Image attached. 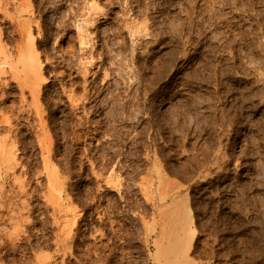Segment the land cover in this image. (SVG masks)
Instances as JSON below:
<instances>
[{
    "label": "rangeland",
    "instance_id": "1",
    "mask_svg": "<svg viewBox=\"0 0 264 264\" xmlns=\"http://www.w3.org/2000/svg\"><path fill=\"white\" fill-rule=\"evenodd\" d=\"M26 24L49 78L65 207L0 63V121L13 117L31 168L0 181V264H264V0H0L8 70ZM85 89L94 100L73 107Z\"/></svg>",
    "mask_w": 264,
    "mask_h": 264
},
{
    "label": "bare ground",
    "instance_id": "2",
    "mask_svg": "<svg viewBox=\"0 0 264 264\" xmlns=\"http://www.w3.org/2000/svg\"><path fill=\"white\" fill-rule=\"evenodd\" d=\"M97 1V0H96ZM94 3H95V1H93ZM90 4V3H89ZM92 4V3H91ZM30 5V4H29ZM93 5V8H95L96 6L94 5V4H92ZM96 5H97V3H96ZM95 6V7H94ZM99 6V5H98ZM89 8V7H88ZM92 8V9H93ZM98 8V7H97ZM92 9H90V10H92ZM29 23V22H28ZM25 27H26V35H27V41H28V45H27V47L26 48H21L20 50H19V53H18V60H16L17 62H15L14 60H12V59H10L11 61H12V63L9 61V64H10V70H8V69H6V63L8 64V58H9V53H8V57L6 56V58H7V60H5V57H4V62L2 63V62H0L1 64H2V66H4V67H1V71L3 70L4 72H5V70H6V72H10V75L14 78V79H16L17 80V83H18V86H19V88H20V90H21V94H22V98H23V102H24V104H22L23 105V107H24V109H23V111L25 112H28L29 113V117H34L36 120H35V122H36V127H37V131H36V133H35V135H36V137H37V139H36V143H37V145H38V147H40L41 148V152H42V156H43V160H44V165H43V169H42V171L40 172V173H43L44 174V176H46V178H47V182H46V185H47V187L49 188L48 190H49V198H50V200H51V198H52V200L53 199H57L58 201H56V202H58V204L57 205H59V208L61 209V212L60 213H63L62 211H63V208L65 207V205H63V206H61L60 204H63V203H61V200H63V199H61L62 198V191H63V189H64V187H65V185L67 184V181H66V179H64L63 178V176L61 175V173H60V170H59V167H58V164H57V161H58V158H57V147H56V145H54V141H53V138H52V134L50 133V129H49V124H50V122H53V117H52V115H50V112H48V110H47V107L50 109V104H49V102H50V100H49V98L48 97H46L45 96V89H46V92H47V84H48V81H49V78H47L46 76L47 75H45V63H44V61L41 59V56H40V52H38V48L36 47V40H35V36H34V34H33V32H32V26H31V24H26V25H24ZM80 27V26H79ZM1 29H3V28H1ZM0 29V31H2ZM140 29V28H139ZM1 33V32H0ZM35 33V32H34ZM1 37H2V35H1ZM3 38V37H2ZM2 38H1V41H2ZM1 45H2V42H1ZM5 45V44H4ZM20 47V46H19ZM18 51V50H17ZM12 54V53H11ZM17 54V53H16ZM16 56V55H15ZM11 57V56H10ZM12 58V57H11ZM91 58V57H90ZM92 59H93V57H92ZM122 59V58H121ZM90 60V59H89ZM13 61L15 62V64L13 63ZM87 62V61H86ZM89 62H91V60L90 61H88V63ZM84 64H85V60H84V62H83ZM114 63V62H113ZM81 65V64H80ZM120 66V65H119ZM48 67V66H47ZM117 67V66H116ZM88 69H89V67H88ZM88 69H87V66H80V68H79V70H80V72H85L86 74H87V72H89L88 71ZM125 70V69H124ZM108 73V72H107ZM6 74V73H5ZM118 74H120V73H118ZM9 75V74H8ZM106 76V75H105ZM127 80V79H126ZM121 82V81H120ZM87 83V82H86ZM103 83V82H102ZM96 85V84H95ZM87 86V85H86ZM85 86V87H86ZM92 86V85H91ZM94 88H96V87H94ZM86 90V89H85ZM98 90H100V89H98ZM97 91V90H96ZM85 93L83 94V95H81V96H79V97H76L75 96V92H74V94H73V92H72V94H69V98H70V101L72 102V105H73V107H76V108H80V110H81V107H85L86 106V104H87V101L89 100L90 102H92L91 101V99H93L94 97H93V95H92V92L90 91V89L89 90H86V91H84ZM90 92V93H89ZM82 93V92H81ZM28 94V95H27ZM94 94V93H93ZM77 95V94H76ZM114 95V94H113ZM28 96H31V101L29 102V100L27 99L28 98ZM99 96V95H98ZM45 97H46V99H45ZM93 97V98H92ZM95 97H96V95H95ZM68 98V99H69ZM49 101H48V100ZM96 99V98H95ZM45 100H46V102H45ZM94 100V99H93ZM47 104H48V106H47ZM69 104V103H68ZM99 104V103H98ZM94 105V104H93ZM54 106V105H53ZM89 106V105H88ZM21 110V109H20ZM19 110V111H20ZM48 113H47V112ZM74 112V111H73ZM90 112V111H89ZM23 113V112H22ZM48 114V119L46 118V115ZM8 114V113H7ZM17 114V113H16ZM21 114V113H20ZM25 114V113H24ZM5 115V114H4ZM108 115V114H107ZM20 116V115H19ZM22 117H24L23 115H22ZM81 117V116H80ZM102 117V116H101ZM1 118V117H0ZM19 118V117H18ZM70 118V117H69ZM26 119H27V116H26ZM48 120H49V122H48ZM84 120V119H83ZM88 121V120H87ZM104 121V120H103ZM26 122V121H25ZM27 122H29L28 121V119H27ZM71 122V121H70ZM77 122V121H76ZM81 122V121H80ZM83 122V121H82ZM89 123V122H88ZM87 123V124H88ZM26 124V123H25ZM35 124V123H34ZM33 123H32V126L34 125ZM63 124V123H62ZM67 124V123H66ZM75 124V123H74ZM31 125V124H30ZM54 125V124H53ZM86 125V124H85ZM3 126H6L7 128H6V130H7V133H8V135H7V133H6V135L7 136H3L1 133V137H0V181L2 180V184L1 185H3L4 183H6L7 184V180H6V182H5V179L3 180V178H4V176H8L7 174H10V173H12L13 171H15L19 166L20 167H22L23 168V172H24V175L25 174H27L28 172H29V169L31 170V168H29V166H28V160L26 161V163H24V160H22L21 158H20V156L18 155L19 154V147L17 146L18 144V142L19 141H21V139H22V137L19 135V134H16V132H15V124H13V117L12 116H4V118H3V120L2 121H0V130H1V128L3 127ZM17 126H19V125H17ZM21 126V125H20ZM35 126V125H34ZM33 126V127H34ZM69 126V125H68ZM93 126V125H92ZM54 127V126H53ZM70 127V126H69ZM68 127V128H69ZM77 127H78V125H77ZM98 127V126H97ZM65 128V127H64ZM75 128V127H74ZM3 129V128H2ZM4 129H5V127H4ZM19 129V128H18ZM33 129V128H32ZM76 129V128H75ZM83 129V128H82ZM28 130H29V128H28ZM31 130V129H30ZM34 130H35V128H34ZM57 130V129H56ZM78 130V129H77ZM20 131V130H19ZM79 131V130H78ZM96 131V130H95ZM106 131V130H105ZM97 133V132H96ZM22 134V133H21ZM25 134V133H24ZM23 134V135H24ZM60 134V133H59ZM80 134V133H79ZM5 135V134H4ZM82 135V134H81ZM14 137V138H13ZM62 137V136H61ZM66 138H67V136H66ZM88 138V137H87ZM24 139V138H23ZM57 140V139H56ZM79 140V139H78ZM81 140V139H80ZM33 141V140H32ZM67 143V142H66ZM20 144H21V142H20ZM22 144L24 145V148H29L30 147V141L28 140V141H26L25 142V140H24V142H22ZM91 144V143H90ZM34 145V144H33ZM36 145V144H35ZM110 146V145H109ZM71 148V147H70ZM92 148V147H91ZM30 149V148H29ZM35 149V148H34ZM72 149V148H71ZM26 150V149H25ZM60 150V149H59ZM90 150V149H89ZM27 151V150H26ZM26 151H23V152H26ZM115 151V150H114ZM28 152V151H27ZM71 152V151H70ZM117 152V151H116ZM68 154H69V152H67ZM86 153V152H85ZM84 156V155H83ZM95 156V155H94ZM126 156V155H125ZM31 157V156H30ZM87 157V156H86ZM24 158V157H23ZM66 158V157H65ZM71 158V157H70ZM89 158V157H88ZM114 158V156L113 157H110L109 158V160H110V162L112 163V161L115 159H113ZM120 158V157H119ZM118 158V159H119ZM67 159V158H66ZM82 159V158H81ZM36 160V159H35ZM41 160V159H40ZM87 160V159H86ZM103 160H104V158H103ZM92 161H93V159H92ZM30 162V161H29ZM32 162V161H31ZM108 162V161H107ZM109 162V163H110ZM28 163V164H27ZM81 163H83V162H81ZM91 163V162H90ZM93 163V162H92ZM126 164V163H125ZM31 165V164H30ZM33 165V164H32ZM36 165V164H35ZM69 165V164H68ZM131 165V164H130ZM162 164L160 163V166H161ZM103 166V165H102ZM107 166V165H106ZM132 166V165H131ZM21 168V169H22ZM24 168H25V170H24ZM127 168V167H126ZM158 168H159V166H158ZM163 168V167H162ZM40 169V168H39ZM40 169V170H41ZM67 169V168H66ZM81 169V168H80ZM137 169V168H136ZM139 169V168H138ZM39 170V171H40ZM162 170V169H161ZM36 172V171H35ZM63 172V171H62ZM111 172V171H110ZM159 172V171H158ZM158 172H156V173H158ZM101 173V172H100ZM112 173V172H111ZM152 173V172H151ZM13 174V173H12ZM23 174H21L20 175V177L22 176ZM23 175V176H24ZM165 175V174H164ZM167 175V174H166ZM15 176L17 177V175H16V173H15ZM14 176V177H15ZM23 176H22V178H23ZM27 176V175H26ZM33 176V175H32ZM96 176H98L99 177V175H96ZM19 177V176H18ZM67 177V176H66ZM97 177V178H98ZM145 177H147V176H145ZM6 178V177H5ZM22 178H16V179H18V180H20V179H22ZM45 178V179H46ZM93 178V177H92ZM105 178V177H104ZM110 178V177H109ZM132 178V177H131ZM151 178V177H150ZM159 178H161V177H159ZM25 180L27 179L26 177L24 178ZM29 179V178H28ZM31 179V178H30ZM108 179V178H107ZM161 179H163V178H161ZM72 180V179H71ZM98 180V179H97ZM101 180V179H100ZM111 180V179H110ZM118 179H116V181H117ZM142 180V179H141ZM147 180V179H146ZM164 180V179H163ZM13 181V180H12ZM14 181L16 182V180L14 179ZM21 182H20V188L23 186L24 187V180H20ZM106 181V180H105ZM108 181V180H107ZM106 181V182H107ZM119 181H120V178H119ZM118 181V182H119ZM144 181H145V178H144ZM40 182V181H39ZM42 182V181H41ZM45 182V181H44ZM105 182V183H106ZM117 182V183H118ZM137 182V181H136ZM140 182V181H139ZM142 182V181H141ZM10 183V182H9ZM143 183V182H142ZM147 183V182H146ZM11 184H12V182H11ZM74 184V183H73ZM108 185H109V183H107ZM124 184V183H123ZM5 185V184H4ZM14 185V184H13ZM26 185V184H25ZM42 185V184H41ZM119 185H120V183H119ZM180 185V184H179ZM178 185V186H179ZM99 186V185H98ZM117 186H118V184H117ZM120 186H122V185H120ZM143 186V185H142ZM145 186V185H144ZM177 186V185H176ZM226 186V185H225ZM15 187V186H14ZM22 187V188H23ZM44 187V186H43ZM103 187V186H102ZM129 187V186H128ZM168 187V186H167ZM180 187V186H179ZM234 187V186H233ZM115 188H116V185H115ZM149 188V187H148ZM161 188V187H160ZM172 188V187H171ZM235 188V187H234ZM24 189V188H23ZM23 189H21V190H23ZM100 189V188H99ZM140 189V188H139ZM147 189V188H146ZM149 189H151V188H149ZM169 189V188H168ZM174 189V188H173ZM172 189V190H173ZM177 189V188H176ZM29 190V189H28ZM70 190V189H69ZM27 191V190H26ZM73 191V190H72ZM143 191V190H142ZM53 192H54V195H53ZM75 192V191H74ZM147 192V191H146ZM19 193V192H18ZM69 193V192H68ZM144 193V192H143ZM151 193V192H150ZM166 194H167V192H165ZM207 193V192H206ZM15 194V193H14ZM88 194V193H87ZM163 194V193H162ZM162 194H161V196H162ZM209 194V193H208ZM27 195V194H26ZM30 195V194H29ZM44 195V194H43ZM58 195H60V197H58ZM62 195V196H61ZM97 195V194H96ZM32 196V195H31ZM149 196H150V194H149ZM153 196V195H152ZM165 196V195H164ZM189 196V195H188ZM209 196V195H208ZM166 197V196H165ZM181 197V196H180ZM179 197V198H180ZM79 198V197H78ZM178 198V197H177ZM183 198V197H182ZM187 198V197H186ZM212 198V197H211ZM245 198V197H244ZM70 199V198H69ZM93 199V198H92ZM146 199V198H145ZM184 199V198H183ZM247 199V198H246ZM189 200V199H188ZM29 201V200H28ZM186 201V199L184 200V202ZM196 201V200H195ZM11 202H13L12 200H11ZM30 202V201H29ZM73 202V201H72ZM173 202H175V201H173ZM172 202V203H173ZM184 202L182 203V205L184 204ZM197 202V201H196ZM235 202V201H234ZM25 203V202H24ZM23 203V204H24ZM46 203V202H45ZM165 203V202H164ZM178 203L179 202H177V205H178ZM180 203H181V201H180ZM185 203H187V201L185 202ZM236 203V202H235ZM243 203V202H242ZM22 204V205H23ZM29 204V203H28ZM44 204V203H43ZM47 204H49V203H47ZM74 204V203H73ZM171 204V203H170ZM169 204V205H170ZM174 204V203H173ZM241 204V203H240ZM41 205V204H40ZM46 205V204H45ZM175 205V204H174ZM173 205V206H174ZM181 205V206H182ZM188 205V204H187ZM236 205V204H235ZM5 206V205H4ZM34 206V205H33ZM62 208H61V207ZM172 206V205H171ZM170 206V207H171ZM172 206V207H173ZM180 206V205H179ZM23 207V206H22ZM26 207H28V206H26ZM41 207V206H40ZM58 207V206H57ZM110 207V206H109ZM169 207V206H168ZM168 207H167V210H168ZM169 207V208H170ZM170 208L168 211H171V209H175V207H173V208ZM186 207V206H185ZM239 207H241V206H239ZM3 208V207H2ZM14 208V207H13ZM59 208H57V209H59ZM102 208V207H101ZM104 208V207H103ZM159 208V207H158ZM179 208V207H178ZM18 209V208H17ZM56 209V210H57ZM83 209V208H82ZM164 209V208H163ZM180 209V208H179ZM178 209V210H179ZM182 209V208H181ZM243 209V208H242ZM23 209H21V211H22ZM25 210V209H24ZM30 210V209H29ZM28 210V211H29ZM77 210V209H76ZM32 211V210H31ZM40 211V210H39ZM181 211V210H180ZM258 211V210H257ZM19 212V211H18ZM106 212V211H105ZM173 212H174V210H173ZM182 212V211H181ZM192 210L191 209H189V213L188 214H190V215H192ZM20 213V212H19ZM54 213V212H53ZM109 213V212H108ZM161 213V212H160ZM159 213V214H160ZM163 213L165 214V211H163ZM167 213V212H166ZM22 214V213H21ZM169 214V213H168ZM172 214H176V212L175 213H172ZM254 214V213H253ZM40 215V214H39ZM63 215V214H62ZM64 215L65 216H62V217H64V218H66V219H68L69 218V215H70V211L68 212V211H65L64 210ZM99 215V214H98ZM109 215V214H108ZM162 215V214H161ZM167 215V214H166ZM181 215V214H180ZM2 216V215H1ZM79 216V215H78ZM261 216V215H260ZM74 217V216H73ZM164 217V216H163ZM172 217H173V215H172ZM190 217V216H189ZM259 217V216H258ZM56 218V217H55ZM162 218V217H161ZM244 218V217H243ZM252 218V217H251ZM14 219V218H13ZM16 219V218H15ZM57 219V218H56ZM81 219V218H80ZM154 219V218H153ZM181 219V218H180ZM253 219V218H252ZM260 218H258V220H259ZM261 219H263V218H261ZM260 219V220H261ZM58 220V219H57ZM103 220V219H102ZM114 220V219H113ZM161 220V219H160ZM185 220V219H184ZM240 220V219H239ZM255 220H257V218L255 219ZM66 221V220H65ZM68 221H70V220H68ZM72 221V220H71ZM76 221V220H75ZM75 221H74V223H75ZM157 221V220H156ZM167 221V220H166ZM243 221V220H242ZM242 221H241V223H242ZM250 221V220H249ZM53 222V221H52ZM102 222V221H101ZM161 222V221H160ZM183 222H187V221H183ZM182 222V223H183ZM262 222V221H261ZM259 223V222H257V224L259 225H261L262 223ZM61 223V222H60ZM64 223V222H63ZM163 223V222H162ZM166 223V222H165ZM179 223H180V221H179ZM178 223V224H179ZM187 223H189V222H187ZM244 223H245V221H244ZM243 223V224H244ZM59 224V223H58ZM66 224H67V222H66ZM160 224V223H159ZM184 224V223H183ZM182 224V225H183ZM247 224L248 223H245V225L247 226ZM63 225V224H62ZM74 225V224H73ZM156 225V224H155ZM237 225V224H236ZM240 225V224H239ZM244 225V226H245ZM57 226V225H56ZM65 226V225H64ZM154 226V225H153ZM185 226H187V224L185 223ZM177 227V226H176ZM183 227L184 226H182V229H183ZM156 228V227H155ZM186 228H184V233H187V232H185L186 230H185ZM247 229V228H246ZM263 229V228H262ZM16 230V233H17V229H15ZM66 230V229H65ZM154 230V229H153ZM14 231V230H13ZM82 231V230H81ZM91 231V230H90ZM12 232V231H11ZM20 232V231H19ZM67 232V231H66ZM69 232H71V230L69 231ZM93 232V231H92ZM95 232V231H94ZM169 232V231H168ZM15 233V232H14ZM15 233V234H16ZM68 233V232H67ZM181 233V232H180ZM179 233V235H181ZM250 233V232H249ZM7 234V233H6ZM13 234V233H12ZM57 234V233H56ZM76 234V233H75ZM98 234V233H97ZM96 234V235H97ZM176 234V233H175ZM195 234H196V232H195ZM194 234V235H195ZM253 234V233H252ZM65 235V234H64ZM69 235V234H68ZM102 235V234H101ZM170 235V234H169ZM184 235H186V234H184ZM190 235H192V234H190ZM58 236V235H57ZM104 236V235H103ZM161 236V235H160ZM163 236V235H162ZM260 236H261V238H262V235L260 234ZM65 237V236H64ZM178 237V236H177ZM258 237V236H257ZM9 238H11V237H9ZM15 238V237H14ZM29 238V237H28ZM74 238V237H73ZM184 238V237H183ZM248 238V237H247ZM159 239H160V237H159ZM165 239V238H164ZM169 239V238H168ZM172 239V238H171ZM259 239V238H258ZM16 240V239H15ZM66 240V239H65ZM158 240V239H157ZM244 240V239H243ZM249 240V239H248ZM178 241V240H177ZM253 241V240H252ZM8 242H9V240H8ZM180 242V241H179ZM256 242V241H255ZM18 243V242H17ZM159 243V242H158ZM169 243V242H168ZM188 243H190L189 241H188ZM192 243V242H191ZM162 244V242L160 243V245ZM177 244V243H176ZM175 244V245H176ZM187 244V243H186ZM251 244H252V242H251ZM258 244V243H257ZM183 245V244H182ZM190 245V244H189ZM256 245V244H255ZM14 246V245H13ZM64 246V245H63ZM166 246V245H165ZM172 246V245H171ZM181 246V245H180ZM185 246H188V245H185ZM167 247V246H166ZM183 247V246H182ZM14 248V247H13ZM16 248V247H15ZM63 248V247H62ZM66 249H67V247H65ZM120 248V247H119ZM158 248V251H159V247H157ZM160 248H161V246H160ZM175 248V247H174ZM184 248V247H183ZM182 248V249H183ZM188 248V247H187ZM66 249H64V250H66ZM165 249V248H164ZM170 249V248H169ZM252 249V248H251ZM119 250V249H118ZM184 250V252L186 251L185 249H183ZM255 250V249H254ZM264 250V249H263ZM60 251H61V249H60ZM177 251V250H176ZM175 251V252H176ZM182 251V250H181ZM62 252V251H61ZM112 252V251H111ZM155 252H156V250H155ZM69 253V252H68ZM158 253H160V252H158ZM65 254V253H64ZM170 254V253H169ZM92 255V254H91ZM157 255V254H156ZM156 255H155V257H156ZM167 255V254H166ZM165 255V256H166ZM39 256V255H38ZM43 256V255H42ZM42 256H40L41 258H43ZM45 256V255H44ZM65 256V255H64ZM72 256V255H71ZM160 255L158 254V257H159ZM172 256V255H171ZM188 256V255H187ZM153 257V256H152ZM167 257V256H166ZM166 257H164V258H166ZM40 258V259H41ZM107 258V257H106ZM151 258V257H150ZM184 258V257H183ZM167 259V258H166ZM42 260H44V259H42ZM45 260H47V258L45 259ZM44 260V261H45ZM63 260H64V258H63ZM192 260V259H191ZM40 261V260H39ZM109 261V260H108ZM184 261V260H183ZM193 261V260H192ZM46 262V261H45ZM44 262V263H45ZM164 262H166V261H164ZM180 262H182V261H180ZM43 263V264H44ZM59 263V262H58ZM184 263V262H183ZM41 264V263H40ZM53 264H55V263H53ZM73 264V263H72ZM103 264V263H102ZM107 264V263H106ZM121 264V263H120Z\"/></svg>",
    "mask_w": 264,
    "mask_h": 264
}]
</instances>
